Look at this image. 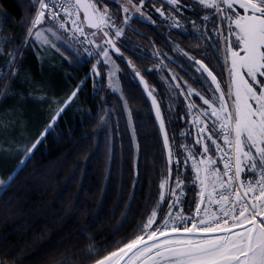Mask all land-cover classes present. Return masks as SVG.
<instances>
[{
  "label": "trees",
  "instance_id": "trees-1",
  "mask_svg": "<svg viewBox=\"0 0 264 264\" xmlns=\"http://www.w3.org/2000/svg\"><path fill=\"white\" fill-rule=\"evenodd\" d=\"M184 2L194 8L183 10L186 23L172 28L167 24L169 20L160 18L155 11L150 14L152 20L133 16L124 24L119 4L105 0L112 20L125 31L118 47L125 59L141 71L148 86L155 89L160 102L169 144L175 153L169 181L174 182L179 171L188 184L194 172L191 160L184 162L186 150L180 146L192 147L196 139L191 123L194 115L189 114L188 101L179 95L180 89L171 91V83L183 87L186 81L198 91L202 84L197 83L184 55L173 48L178 46L203 60L225 91L226 81L218 37L211 26L200 25L196 3ZM153 5L161 7L162 0H146L145 6L154 10ZM35 10L30 0H0V42H5L0 71L9 73L8 53L23 45ZM188 19L199 22L201 32L194 30ZM58 47L60 52H48L33 42L22 55L16 53L18 74L0 79V89L10 84L12 93L0 96V119L7 125L0 127V179L7 180L9 174L14 177L11 187L0 193V259L4 264H55L60 260L64 264H91L87 247L94 245L99 250L97 256H102L113 250L117 241L131 238L141 217H146L157 203L159 184L168 178L169 163L156 121L127 61L115 55L119 95L108 91L102 73L98 78L89 75L95 60L82 45ZM161 61V68L146 71ZM171 72L181 79L173 81ZM45 81L49 82V90L43 86ZM81 81L80 91L55 126L25 164L18 166L23 149L35 141ZM47 91L58 103L42 108L43 104L33 101L32 96ZM191 99L198 107H207L198 97ZM6 128L4 133L2 129ZM14 129L17 134L9 133ZM16 146L21 150L15 151ZM209 154L214 157L213 150ZM217 167L222 169L221 163ZM198 191L199 187L192 185L185 189V214L194 209ZM129 203L131 209L127 210ZM164 212L165 205L161 215ZM125 213L127 220L117 231Z\"/></svg>",
  "mask_w": 264,
  "mask_h": 264
},
{
  "label": "snow or ice",
  "instance_id": "snow-or-ice-1",
  "mask_svg": "<svg viewBox=\"0 0 264 264\" xmlns=\"http://www.w3.org/2000/svg\"><path fill=\"white\" fill-rule=\"evenodd\" d=\"M30 2L35 4L36 10L25 40L20 48L9 51V73L0 71V79L7 74H18L16 64L19 57L16 53L22 55L24 48L33 42L60 52L57 41H61L68 48L73 43L87 46L84 47L87 55L97 57L89 75L100 77V66L108 64L112 67L107 75L110 82L114 81L118 70L110 53L123 57L117 44L125 36V31L112 20L107 5L98 7L103 0ZM195 2L202 9L212 10L201 17L202 20L216 18L227 22L226 34L220 25L215 26L213 32L219 37L218 43L225 44V71L229 75V84L225 91L217 75L203 60L183 52L198 66L197 72L206 74L201 78L207 84L200 91L186 81L183 87L180 83L175 84V88L180 89L179 95L188 101L189 114L194 109L198 110L191 123L198 128L195 144L200 146V159H195L196 149L180 146L187 152L184 162L192 161L194 178L185 184L184 173L178 171L174 186L169 184L175 153L169 144L160 102L154 95L155 89L148 86L141 71L136 70L129 60L128 65L151 98L156 119L164 134L169 157L168 179L159 184L157 203L146 217H141L142 222L137 225L131 238L117 241L113 250L106 251L102 256H97L99 250L94 245L87 247V258L91 264H264V0ZM145 5L146 0H123L119 5V10L125 14L123 23L127 24L133 13L152 20L144 10ZM164 5L170 7L166 9ZM153 7L161 17L171 18L172 26L180 28L183 10L194 8V5L184 0H162L161 7ZM152 22L155 23L154 20ZM190 23L196 27L195 21ZM100 34L101 39L97 42L96 37ZM4 46L5 42H0V55L4 54ZM155 55L161 54L156 52ZM162 64L163 61L146 71L151 73L161 68ZM171 79L178 81L181 78L171 73ZM82 84L83 81L72 91L35 141L23 149L18 166L25 164L26 159L43 142ZM111 86L114 91L117 90L115 83ZM10 94V84H5L0 89V96ZM193 96L207 107H198L191 99ZM0 127H7L2 119ZM220 139L224 147L218 142ZM213 148L217 158L208 155ZM14 150L21 149L16 146ZM176 163L179 164L178 161ZM218 163L223 164L222 169L217 167ZM13 179L11 174L7 180L0 179V193L11 187ZM190 185L198 186L199 191L191 214H185L182 206L188 203L185 189ZM165 204L167 211L161 215ZM130 209L131 203L127 206V210ZM145 211H148L147 207ZM126 220L127 213L122 215L117 231ZM0 264H4L2 259ZM55 264H64V261H56Z\"/></svg>",
  "mask_w": 264,
  "mask_h": 264
},
{
  "label": "rangeland",
  "instance_id": "rangeland-1",
  "mask_svg": "<svg viewBox=\"0 0 264 264\" xmlns=\"http://www.w3.org/2000/svg\"><path fill=\"white\" fill-rule=\"evenodd\" d=\"M112 1H115V2H117L119 5H120V3H122L123 2V0H112ZM194 1V3H196L195 2V0H193ZM104 5H106V3H105V0H103V2L101 3V4H98V7H103ZM197 6H198V8H199V17H198V20H200V22H201V24L199 23V22H196L195 20H191V19H188L189 20V23L190 22H192V21H195V24H196V27H193V29L194 30H198V32H201V28H200V26H199V28H198V25L200 24V25H204L205 26V28H206V26L208 25V26H211V30L213 31V28L215 27V25L217 26V25H220L221 27H222V31L226 34L227 33V27H228V25H227V22L226 21H220V20H218V19H216V18H213L212 20H210V21H204V20H202L201 19V17H203L206 13H208L207 12V10L206 9H202L198 4H196ZM190 9H193V8H189V9H187V10H190ZM145 12L147 13V14H151V13H153L155 10H153V9H151V8H149V7H147V6H145ZM124 14V13H123ZM125 15V14H124ZM133 16H137V17H139V18H141V19H146V20H149V19H147V18H145V17H141L138 13H133L132 14V17ZM159 17L160 18H162V19H164L165 17H161L160 15H159ZM183 17H187V15L186 14H184L183 13V16L181 17V19H180V23H181V25L182 24H185L186 22L183 20ZM81 18H82V16H81ZM166 20H169V21H167V24L170 26V27H172V28H176V27H174V26H172L173 25V21H172V19L171 18H165ZM190 24H192V23H190ZM118 27H120V26H118ZM108 31H110V32H112V31H114L113 29H107ZM90 31H95V30H90ZM27 32V31H26ZM213 33V35L217 38L218 36H216L215 35V33L214 32H212ZM26 36V35H25ZM101 36H102V34H100V35H98L97 37H96V39H97V42H99V40L101 39ZM218 39H219V37H218ZM25 40V39H24ZM36 44V43H35ZM62 44H64L63 42H61V41H57V46H59V45H62ZM41 49H43V50H47L48 52H52L51 51V49H49V48H46V47H42V46H40L39 44H37ZM219 45H220V50H221V54H222V59L223 60H225L224 58H225V56H224V49H225V44L224 43H219ZM118 46V45H117ZM83 47V50H84V47H87V46H82ZM176 48H173L174 49V52L175 53H180V54H183L182 52H184V51H181L180 50V48L178 47V46H175ZM111 54V56H112V59L115 61V68L118 70V67H117V62H116V57H115V53H110ZM189 54V53H188ZM184 55V54H183ZM189 55H191V54H189ZM93 58H94V63H96L97 62V57H95V56H92ZM121 58H123V59H125L126 58V55L125 54H123V57H121ZM184 58L187 60V63H188V65L191 67V69H192V72L195 74L194 75V77H197L196 79L198 80V81H200L201 82V84H202V86H204V87H207V84L205 83V80L204 79H202L201 77L202 76H206V74H203L202 72H197L196 71V68L198 67V66H196L195 64H194V62L193 61H190L189 59H188V57L187 56H185L184 55ZM126 60V59H125ZM127 62L129 61L128 59L126 60ZM224 62V69H225V61H223ZM111 65H108V64H102L101 65V73H102V75H104L105 76V84H106V88L108 89V91L110 92V93H118L119 95L121 94V89H120V81H119V71H117L116 72V76H115V78H114V81H112V82H110V79H109V77H108V75H107V73L109 72V70L111 69ZM169 71H170V69H168ZM171 73H173V72H171ZM225 76H226V73H225ZM170 82V81H169ZM47 82L45 81L44 83H43V86H44V88L45 89H50L49 88V82L46 84ZM112 83H115V86H116V88H117V90H113V87L111 86V84ZM171 83V82H170ZM172 84V88H171V91H172V89L173 88H175V86H174V84H176V83H174L173 84V82L171 83ZM40 86V85H39ZM193 87V86H192ZM194 88V87H193ZM196 89V88H195ZM174 91H175V89H173ZM197 90V89H196ZM172 92V97H173V95L175 96V92ZM198 91V90H197ZM226 91H227V89H226ZM177 93V92H176ZM171 94V93H170ZM41 97H43V99H41ZM121 97H122V95H121ZM32 100L33 101H35V102H41V104H43V107L42 108H44V107H46V106H52L53 104H55L56 102H57V100H56V97L54 96V95H52V93H50V91H47V92H44V93H39V94H37L36 96H32ZM169 105V104H168ZM62 106V105H61ZM60 106V107H61ZM170 107V106H169ZM2 131L4 132V133H7V128L6 129H2ZM9 131V133H13L14 135L15 134H17V129H14V130H8ZM21 133V135H23L24 133H22V132H20ZM192 148H194V149H196V156H195V159H197V160H199L200 159V155H199V153H200V151H199V149H198V147H197V145L195 144V140H194V143H193V145H192ZM186 155H187V152H186ZM208 155H210V154H208ZM191 163H192V161H191ZM168 179V178H167ZM174 183H175V181L174 182H170L169 181V184H172L173 186H174ZM165 209H166V211H167V204H165Z\"/></svg>",
  "mask_w": 264,
  "mask_h": 264
},
{
  "label": "water",
  "instance_id": "water-1",
  "mask_svg": "<svg viewBox=\"0 0 264 264\" xmlns=\"http://www.w3.org/2000/svg\"><path fill=\"white\" fill-rule=\"evenodd\" d=\"M81 15H83V14L81 13ZM91 30H95V29H91ZM136 78H137V81H138V83L140 84V86H141V88H142V90H143V93H144L146 99H147L148 102H149V105H150V108H151V111H152L153 117H154V119H155V121H156V124H157L158 130H159V133H160V136H161V140H162L163 148H164L165 155H166V159H167V162H168L169 157H168V150L165 148V145H164V134L161 132L160 127H159V121L156 119L155 109H154L153 106H152L151 98H150V97L147 95V93L144 91V85L140 83L139 78H138V77H136Z\"/></svg>",
  "mask_w": 264,
  "mask_h": 264
},
{
  "label": "built area",
  "instance_id": "built-area-1",
  "mask_svg": "<svg viewBox=\"0 0 264 264\" xmlns=\"http://www.w3.org/2000/svg\"><path fill=\"white\" fill-rule=\"evenodd\" d=\"M224 59H225V58H224ZM224 61H225V60H224ZM225 73H226V76H225L226 89H228L229 75H228L227 71H225ZM197 111H198L197 109H194V110H193V115H196V114H197ZM202 119H203V117H202ZM194 127H195V130H196V133H197L198 128H197L196 126H194ZM218 142L221 144L222 147H224V145H223V140H222V139H220ZM212 150H213V153H214L215 157L217 158V154H216V152H215V149L213 148ZM221 166H222V168H223V164H222V163H221Z\"/></svg>",
  "mask_w": 264,
  "mask_h": 264
},
{
  "label": "flooded vegetation",
  "instance_id": "flooded-vegetation-1",
  "mask_svg": "<svg viewBox=\"0 0 264 264\" xmlns=\"http://www.w3.org/2000/svg\"><path fill=\"white\" fill-rule=\"evenodd\" d=\"M242 12V10H240Z\"/></svg>",
  "mask_w": 264,
  "mask_h": 264
}]
</instances>
